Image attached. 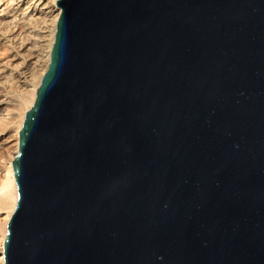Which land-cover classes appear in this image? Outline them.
<instances>
[{
    "label": "water",
    "instance_id": "1",
    "mask_svg": "<svg viewBox=\"0 0 264 264\" xmlns=\"http://www.w3.org/2000/svg\"><path fill=\"white\" fill-rule=\"evenodd\" d=\"M56 7L4 264H264V0Z\"/></svg>",
    "mask_w": 264,
    "mask_h": 264
},
{
    "label": "bare ground",
    "instance_id": "2",
    "mask_svg": "<svg viewBox=\"0 0 264 264\" xmlns=\"http://www.w3.org/2000/svg\"><path fill=\"white\" fill-rule=\"evenodd\" d=\"M58 0H0V264L17 202L12 161L19 132L48 70L61 9Z\"/></svg>",
    "mask_w": 264,
    "mask_h": 264
}]
</instances>
